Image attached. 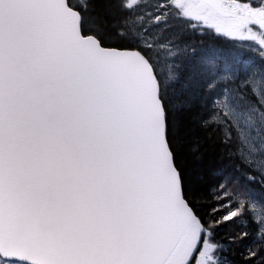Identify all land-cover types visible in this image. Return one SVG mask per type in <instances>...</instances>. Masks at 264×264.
Returning a JSON list of instances; mask_svg holds the SVG:
<instances>
[{
	"label": "snow or ice",
	"instance_id": "6c2138e0",
	"mask_svg": "<svg viewBox=\"0 0 264 264\" xmlns=\"http://www.w3.org/2000/svg\"><path fill=\"white\" fill-rule=\"evenodd\" d=\"M102 7L97 10L96 4ZM214 30L264 60V0H0V264H264V65L226 50L203 124L250 170L207 223L170 138L173 29ZM243 42H253L244 45ZM249 220L247 230L217 231Z\"/></svg>",
	"mask_w": 264,
	"mask_h": 264
},
{
	"label": "trees",
	"instance_id": "16d2710c",
	"mask_svg": "<svg viewBox=\"0 0 264 264\" xmlns=\"http://www.w3.org/2000/svg\"><path fill=\"white\" fill-rule=\"evenodd\" d=\"M77 1V0H76ZM79 2V1H78ZM102 7L96 4L97 10ZM197 29L191 33H178L176 29L174 37L180 39L185 46L194 48V53L179 60L177 66V79L168 88V101L170 107L175 109L178 104L183 107L175 112V128L171 135L173 149L176 153V161L180 168L185 185V194L194 207L197 214L207 223L209 213L214 204L218 185L229 183L234 189L241 183H246L245 177L250 170L243 164L233 143H225L222 129L207 127L203 124V118L207 115L208 97L212 91H223L235 86L233 79H221L223 76V62L213 58L214 52L203 53L200 48L214 43L222 50L231 52L229 40L215 34L213 30ZM255 63L260 58L247 60ZM247 63V64H248ZM216 81V89L208 88L209 80ZM254 190H264L257 182L252 184ZM247 230L249 237L246 243L255 239V225L249 220L247 227L243 224H231L222 226L216 235L217 240H225L238 231ZM251 231L254 232L251 236ZM227 254L231 264H245V249L241 245L229 247Z\"/></svg>",
	"mask_w": 264,
	"mask_h": 264
},
{
	"label": "rangeland",
	"instance_id": "374dc122",
	"mask_svg": "<svg viewBox=\"0 0 264 264\" xmlns=\"http://www.w3.org/2000/svg\"><path fill=\"white\" fill-rule=\"evenodd\" d=\"M233 46H234V50L236 53H242L243 55L246 54L248 56H259V51H253L251 48L246 47V46H240L239 43L237 42H233ZM253 42H243L244 45L247 44H252ZM174 45V50L176 52V55L174 57H170L168 60V64L166 66L162 65V71L167 74L168 72L174 73V75L176 76V67H175V62H176V56L179 54L180 52V45L175 44L173 42ZM254 70H256V68H254ZM174 80V79H173ZM256 192H260V191H256Z\"/></svg>",
	"mask_w": 264,
	"mask_h": 264
},
{
	"label": "flooded vegetation",
	"instance_id": "af4514ba",
	"mask_svg": "<svg viewBox=\"0 0 264 264\" xmlns=\"http://www.w3.org/2000/svg\"><path fill=\"white\" fill-rule=\"evenodd\" d=\"M228 260H229V256H228Z\"/></svg>",
	"mask_w": 264,
	"mask_h": 264
}]
</instances>
